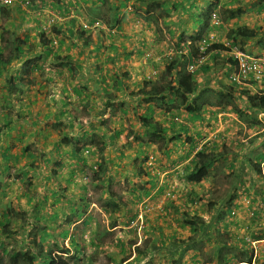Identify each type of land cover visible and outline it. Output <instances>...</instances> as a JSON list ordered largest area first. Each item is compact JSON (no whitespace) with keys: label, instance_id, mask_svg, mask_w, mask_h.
I'll return each mask as SVG.
<instances>
[{"label":"crops","instance_id":"1","mask_svg":"<svg viewBox=\"0 0 264 264\" xmlns=\"http://www.w3.org/2000/svg\"><path fill=\"white\" fill-rule=\"evenodd\" d=\"M41 1H48L53 8L58 7L62 11L59 15H66H63L64 21L57 23L58 26L55 28L59 40L61 37H69L75 43L77 38L84 36L85 42L94 46V51H99L105 42H109L112 52L111 56L105 58L98 53L94 54V60L91 59L88 63L89 71L80 73L84 74L85 80L91 81V85L84 87L80 81H76L77 71L72 69L69 63L64 62L66 57L61 56L60 53L62 47L60 45L52 47L45 39L49 42L46 44L49 46L45 49L41 42L43 39H40L39 50L44 54L53 53L54 59L58 60L57 69L53 72L59 74L63 70L62 74H64L66 65L69 72V75L60 78L46 75L43 83L30 82L28 71L25 73L26 76L25 74L16 76L18 81L19 77L24 76L26 80L23 81L24 84L20 82V90L13 92V96L19 98L15 110L23 106L20 113H43L41 137L44 139L55 137L59 140L64 135L70 137L72 143L62 145L70 147L68 157L71 159L77 154L75 153L77 146L87 143L94 135L100 137L101 141L105 142L104 145L113 146L127 141V145L133 148L136 144H145L143 141L148 140L150 135L146 132L139 116H152L166 128L164 138L157 140L162 145L161 156L154 153L162 180L159 182L155 176L149 177L144 165L140 167L143 175H147L149 181L153 183L150 188L156 183L161 189L158 191L159 189L155 187L150 194L145 190L143 192L146 196H141L154 203V210L147 218L146 234L144 233L140 238L136 236L137 241L131 240L128 245L127 223L113 220L110 226L107 224L108 233L123 229L126 224L125 230L122 231L123 239L117 235L116 244L106 246L108 252L114 255L112 264H143V260L147 258L146 238H149L148 242H150L149 251L158 249V257L162 258L154 260V264H264L263 254L251 258L250 247L244 239L246 237L257 239L259 248L264 249V108L252 106L247 96L248 94L254 99L258 97L264 101V81H249L244 85L231 82L230 74L235 66L232 58L224 49H207L203 64L193 72L195 91L185 107H179L177 110L169 109L170 112H165L163 107L157 108L154 99L148 100L153 97L150 95L153 92L150 87L154 83L178 81V73L183 68L181 63L171 66L160 58L161 53L172 45L190 41L197 46V40L193 41L195 37L212 35V33L216 36L214 33L224 30V38L218 39L219 35H217L218 38L212 41L221 45L229 30L251 29L256 36L248 39L238 38L236 42L244 45V48L252 53L264 54V6L262 7L264 0H39L37 2L41 3ZM127 4L132 6L131 10L126 8ZM14 6L15 4L4 6L3 10L10 13ZM214 8L225 11L226 14L237 10H240V13L224 21L219 18L220 24L212 28L215 24L212 23L209 12ZM95 13L102 14V17H105L103 22L108 25L117 24V27L125 29L124 36L109 38L107 41L106 37H103L102 30L88 31L81 27L82 20L96 19ZM111 15H113L112 20L116 19L114 23L109 20ZM7 26L8 22L4 27ZM91 38L92 41H89ZM17 44L21 48L16 42L13 51ZM47 50L49 52L45 53ZM15 52H12L13 57L18 54V51ZM147 52L150 56L146 64L140 63L139 56ZM121 54H123L122 58H120ZM2 62L1 65H4L7 59L3 58ZM151 67L157 71V76L151 79L154 82L152 84L144 78ZM53 83L55 86L58 85L55 95L51 96L48 95V88ZM68 84L71 86L70 91L67 88ZM131 92L133 95L130 94ZM23 97H27V103H24L25 99H21ZM166 100L172 99L167 97ZM36 103H39V106L34 111L32 107ZM108 103L111 105H107ZM175 117H178L177 121L173 120ZM75 120L80 122L76 127ZM58 125L62 128L63 134L55 133L52 136L50 130H54ZM152 143H150L151 147ZM228 146L232 148L227 149ZM147 152L140 151L138 154L144 157ZM198 153L204 155L203 164L211 160L210 166H205V176L201 181L194 182L188 178V167L196 160L195 155ZM221 162L224 165L219 167ZM236 162L239 164L233 176L231 172ZM246 169L248 171L245 176ZM74 172L76 176L78 170ZM122 172L123 176L127 175L125 170ZM72 175L73 171L66 179V185L60 187L61 191L48 187L52 194L59 192L67 198V201L62 202L55 198L50 202V206L43 204L36 212L38 217H43L44 220L38 218L30 222L31 226L40 221L53 223L55 231L59 230L58 234L64 237L63 242L66 241L67 244L69 236L76 233L75 228L85 224L90 229L79 228L80 237L76 238V241L87 243L88 248L92 243L98 242L95 240L99 234L95 231L97 214L84 202L83 195L70 194L68 184ZM182 175L183 177L180 178ZM232 176L234 181L227 180ZM46 177L47 180L51 179L50 176ZM177 180L179 186L176 188L179 196L159 203L169 183ZM210 180H215V183L210 184ZM127 183L130 184L128 179ZM33 187L42 191L43 184L31 188ZM31 188L30 193H36L31 191ZM216 193L230 194V196H223L222 199L217 200ZM39 194L43 195L42 199L45 198L44 192ZM30 198L31 196L26 200L27 218L31 211V207H28L31 203ZM256 198L261 200L263 208L258 207ZM132 200L134 199L131 198L130 203ZM128 208L132 215H126L125 221L134 216V201ZM2 209L4 208L1 206L0 212ZM232 209H236L235 217L231 216ZM101 210L108 215L110 213L102 206ZM252 212L256 213L255 216H252ZM184 215L198 219L199 224L194 228L196 230L190 226L180 227ZM164 221H168L169 227L161 233L159 228L164 225ZM196 232L197 235L193 237ZM192 242L199 244L195 246V243L192 246ZM141 243L144 244V250L134 249ZM64 246L62 250H65L66 253L63 255L66 256L71 250L69 246ZM80 247L79 244L78 248L74 246L72 255H69L74 256L75 253L73 261L76 263L95 264L97 259L102 258V254L97 251L89 252V257H84L83 255L88 251H83ZM129 247L132 252L129 251ZM148 255L151 256L150 253Z\"/></svg>","mask_w":264,"mask_h":264},{"label":"rangeland","instance_id":"2","mask_svg":"<svg viewBox=\"0 0 264 264\" xmlns=\"http://www.w3.org/2000/svg\"><path fill=\"white\" fill-rule=\"evenodd\" d=\"M24 1L25 0H11L7 6L15 4L14 7L17 8L15 9L12 7L10 13H6L4 10L0 11V47L3 49V58L7 59V62L1 67L2 74H0V207L2 206L4 209H8V212L10 211L8 214L10 217L12 216L11 222L6 228L8 234L0 235V264H29L30 257H34V264H48L49 259L43 258L44 255L49 254L50 252L52 254L57 251L59 254H63V251L65 250L62 249L65 245L64 247L69 246L71 250V253L66 254V256H69L70 254L72 255L74 246L78 248V244L81 246L80 249L88 251L83 255L84 257H89L90 254L88 253L92 251H97L102 254V258L97 259L95 264H112V258L114 255H111L112 252H108L106 246L116 244L117 235H119L120 239H123L122 231L125 230L124 226L126 224L123 226V229L116 230L112 233L107 232L106 225L109 224L110 226V223L113 220L124 221V223H127V231H129L127 233L128 245L131 240L134 242L137 241V239H135L136 236H142L144 233L146 234V227L141 231L137 225L131 222L133 217L128 221H125V219L126 215H132L129 212L128 206L132 205L134 201L136 207L137 201L145 198H141V196H146L143 191L146 190L150 194V192L155 190V187L157 190L159 189L158 191L161 190L157 187L156 183L153 188H150L153 183L149 181L150 179L147 175H143V170H141V168L144 164V157L138 153H140V151L147 152L148 150H151V152L156 153L160 157L162 145L160 141H153L149 136L148 140L143 141L145 144L139 143V145L136 144L133 148L130 145H127V141L111 146L108 144L104 145L96 138L99 142L98 146L102 149L100 152L99 150L94 149L90 144V139L87 143H82V145H88H86V147H81L79 152L76 151L75 153L77 154L74 158H71L74 160L72 161L68 157V155H70L69 146L65 147L60 143V140L55 139V137H49L47 139L41 137L43 113H20L23 106L15 110L19 98H12L8 94L10 91L3 83V78L6 75L15 73V75L20 74V76H22L28 71L30 82L34 81V83H43L46 75H54L58 78L69 75V72H67L68 65L64 67L66 70H64V74H62L63 70H61L62 73L59 74L53 72L54 69H57L56 66L58 65V60L54 59L53 53L44 54L39 50V47H41V44L39 43L41 36H44L47 39L50 38V45L52 47H57L59 45L62 47L60 53L61 56L64 55L66 57L64 62L69 63L71 65L69 66L77 71L75 76L76 81H80L81 85L84 87L91 85V81L85 80L84 74L80 73L89 71L90 68L88 63L91 59L94 60V54L98 53L102 58L112 55L109 42H105L99 51H94V46L89 42H85L86 38L84 36L77 38L74 41L75 43H73L69 37H61L59 40L54 27L57 23L64 21L65 17H63V15L53 17L50 14L52 11L50 6L52 5L51 3H48V1L43 2L44 5H40L38 3L39 0H28L29 4H35L36 6H39L37 7L39 9L42 7L44 8L40 13H35V11H32L29 7H24ZM126 8L131 10L132 6L127 4ZM216 10L217 9L214 8L213 11ZM72 11L74 10L72 9ZM211 12L209 13L211 14ZM22 14L24 16H22ZM94 15L96 19L87 21L82 20L81 27L88 31H90V29L102 30L104 32L103 37L105 36L107 41H109V38H121V35L124 34L125 29H121L120 33H112L111 31L113 29L111 27L115 28L117 24L108 25L103 22L105 17H102V14L95 13ZM112 16L113 15L109 16V20L114 23L116 19L112 20ZM6 22H8V26L4 27ZM217 26L218 24H215L212 28ZM214 34L216 36L212 33L211 40L213 38L217 39V35H219L218 39L224 38L225 36L224 30H218V32ZM89 41H92V38ZM131 41H133V39ZM16 42L21 45V48L18 50L17 57H13L12 52L15 51L12 49ZM57 49L58 48H56L55 51H57ZM122 56L123 54L120 55V58H122ZM149 56V52L144 53V55L142 54L139 56L138 60L143 64L145 63L144 59L147 58L148 60ZM57 85L55 86L53 83V85L48 88V95H55ZM18 88H21V85H19ZM67 88L70 91L71 86L68 84ZM21 99H25L24 103H27V97ZM12 103L14 104L13 106ZM38 106L39 103H36V105L32 107L33 110L36 111ZM130 116H132V113H130ZM79 123L80 122L75 120V127ZM54 130H50L52 136L55 133L57 135L63 134L62 128L59 125L56 126ZM151 142H153L152 147L150 144ZM87 146H90V148ZM228 147L229 148L227 149L232 148V146ZM85 148L90 149L89 154L84 152ZM2 154H6L7 158H3ZM156 164L159 167L157 160ZM238 164L239 162L235 163L233 171L231 172L233 176L237 171L236 167ZM221 165H224V163H219V167H221ZM126 166H128V168H125ZM74 170H78L76 176ZM122 170L127 172L126 176H123ZM72 171L73 175L70 177V182L68 184L70 194L83 195L84 202L89 204L91 210L97 214L95 231H98L99 234L95 240L98 242L96 244L92 243V246H89L88 248L87 243L76 241V238L80 237L81 231L79 228L90 229L89 227H86L85 224L75 228L76 233L69 236L67 244L66 241L63 242L64 237H61L60 234H58L59 230L55 231V225L53 223L40 221L36 225L33 224V226H31L32 223L30 222H34L38 218L44 220L43 217H38V212H36L38 208L41 209L40 206L43 204L50 206V202H53L55 198L62 202L67 201V198H64L59 192L52 194L48 187L52 190L59 189L61 191L60 187L63 184L66 185V179H68ZM247 171L248 169L245 171V176L247 175ZM94 174H96V178H93ZM46 176H50L51 179L47 180ZM233 176L228 177L227 180L234 181L235 179ZM182 177L183 175L180 176V178ZM127 179L130 181V184L127 183ZM207 182L209 181L207 180ZM213 183H215V180H210V184ZM42 184V191L38 190L36 187L31 188L32 186ZM172 184L175 185L174 188L177 192L176 187L179 186L178 180L170 182L169 186ZM30 188L31 191L36 193L31 194ZM43 192L45 194L44 199H42L43 195L39 194ZM137 192L139 194H137ZM29 196H31V203L28 207H31V211L27 218L26 200ZM216 196H218L217 200H220L223 196H230V194L216 193ZM231 196L233 195L231 194ZM131 198L134 199L132 200V203H130ZM260 201V199L256 198V202ZM92 202L95 205L91 204ZM34 203L35 206H33ZM156 205L157 203L155 202V206ZM101 206L110 212L109 215L101 210ZM230 213L231 215L234 213L233 216H235L236 209H232ZM146 223H148V221H146ZM168 227V221H164V225L159 229H161V233H163ZM17 230L19 231V234L16 232ZM201 233L203 232L201 231ZM67 234L69 235V233ZM196 235L197 232L193 237ZM146 239L145 247L147 250V258L143 260V264H154V260H161L162 258L158 257V249H151L152 251H149V238ZM195 243V246L199 244L198 242H192L191 245L193 246ZM143 247L144 244L141 243L134 249L137 248L138 250H144ZM129 251L132 252L130 247ZM148 253L151 254L150 257ZM13 255H17V258H14ZM109 255L111 256L108 258ZM106 256L108 259H105ZM71 257L74 258L75 253L74 256ZM72 259L70 262H72Z\"/></svg>","mask_w":264,"mask_h":264},{"label":"trees","instance_id":"3","mask_svg":"<svg viewBox=\"0 0 264 264\" xmlns=\"http://www.w3.org/2000/svg\"><path fill=\"white\" fill-rule=\"evenodd\" d=\"M42 2L43 1H41L40 5L43 4ZM35 6H36L35 4L34 5L32 3L29 4L30 9H34ZM263 6H264V4L262 5V7ZM3 7L4 6L0 5V11L3 10ZM50 7L52 8V11L57 13V15L61 14L62 11L60 9H58V7L53 8V5ZM215 12L219 16L218 19L220 18L222 21H224L228 18H231V17L238 15L240 13V10H237V12L231 11V12H228L227 14L225 13V11H218V9ZM1 13H3V12H1ZM64 16H66V15H64ZM219 22H220V20H219ZM57 26L58 25H56L54 27V30ZM111 28H113V27H111ZM82 30L84 31V29H82ZM55 33H57V30H55ZM123 36H124V34L121 35V38ZM254 36H256V33L254 31H252L251 29H231L227 33V39L230 42H232V44H237L240 49H245V48H244V45L238 44L236 42L238 38L248 39V38H252ZM41 39H43L42 40L43 44L45 46V49H47L49 44L48 45H46V44L50 42V38L47 39L44 36H41ZM45 39H47L49 42ZM195 39L197 40V46L194 45L193 43L190 44L191 55H198L199 54V45H198L199 43L198 42L204 38H203V36L199 35L198 37H195L193 41H196ZM206 43L208 46L206 49H215L216 50V49L224 48L222 45L210 43L209 41ZM176 46H179V44H176ZM18 48H19L18 45H16L14 50L18 51ZM112 48H114V46H112ZM48 50H49V48H48ZM48 50L45 53H48L49 52ZM16 55H18V54H16ZM2 59H3V49H2V47H0V74H2L1 73V67L4 66V65H1L3 63ZM182 61H183V63H182ZM187 61H188V57H186L184 55H181L180 58H177V59L172 58V59H170V62H169V60H167V63L170 64L171 66H175L176 63H181L180 65L183 67L182 70L179 71V73H178L179 78H178V81H176L175 83H173L172 80L167 81V82L162 81V82H159L158 84L154 83L153 80H151V79H153V76H155V77L157 76L156 70H155V75H153L152 77L148 78L147 76H144L146 81L150 82V84L154 83L150 87V89L153 91L150 95H152L153 97L149 98L148 100L151 101L152 99H154L157 108L163 107L165 112H170L169 109L177 110V108L185 107L187 105L188 99L190 98V96L195 91V85H194V79H193L194 75H193V73L187 72L186 69L184 68V66L186 67ZM150 62H152V61H150ZM117 74H118V72H117ZM16 76L17 75H15V73H13V74L6 75L3 78V83L6 84L8 90L10 91V92H8V94L11 97L13 96V92H17V90H20V88H18V86L21 84L20 82H22L24 84L23 81L26 80L25 76H24V77H19V81H18ZM130 94L133 95V92H131ZM247 96H248L250 102L253 104L252 106L257 105V107H260L262 109L264 108L263 99L258 98L257 96H255V97H257L258 99L257 98L254 99V97H252L251 95H248V94H247ZM167 97H169V99H172V100H166ZM121 104H123V103L121 102ZM107 105H111V103H108ZM187 110H189L188 106H187ZM139 119L141 120V123L143 124L144 128H146V132L148 133V135H150L149 136L150 139L157 141L159 138H162V139L164 138L163 134H164V131L166 128L164 127V125L160 121L155 120L152 116H150V117L149 116H146V117H140L139 116ZM96 138L99 140V142H102L100 137L94 135L92 138H89V139H91L90 144L94 147V149H97L101 152L102 149L98 146L99 142ZM70 142L72 143L71 138L67 137V135H64L62 138H60L61 144L66 145ZM102 143L105 144V142H102ZM77 147H79V146H77ZM78 150H79V148L75 149V151H78ZM2 155H3L2 156L3 158H7L6 154H2ZM148 155L149 154L144 155V164H147ZM203 156L204 155H202V153L196 154L195 155L196 160H194L192 162V164L189 165V167H188V172H189L188 178H189V180L194 181V182H199V181H201V178H203L205 176V174H206L205 173L206 172L205 166L206 165L210 166L209 162L211 159H209L208 161H206L203 164L202 163ZM197 161H198V163H197ZM147 168L148 167H146L145 170L148 173V176L151 177L152 175ZM95 175L96 174H94L93 178L97 177V176L95 177ZM152 178H154V177H152ZM98 180H99V178H98ZM24 196H25V194H24ZM105 211H107V209H105ZM9 212H8V209H2L0 212V235H7L8 234L6 232V228H7V224L10 222V218H12V216L10 217V215L8 214ZM134 217L135 216H133V219H134ZM198 222H199L198 219H196L195 217L193 218V217H190L188 215H184V221L183 220L181 221L180 227L182 228L184 226H188V227L190 226L192 229H194L198 226V224H199ZM194 230H196V229H194ZM16 232H19V231L17 230ZM230 233H232V232H230ZM236 237H237V235H236ZM244 239L248 243L247 238H244ZM259 250H260V248L257 250L256 253H254V255H252V250L250 249L251 258L252 257L257 258ZM261 254L264 255V249H261V251L259 252V256ZM13 257L17 258V255H13ZM46 258L49 259L48 264H77L75 261L70 262V258H65V257H62L60 255H54V256H50L49 258L48 257H46ZM34 260H35L34 257H30L29 264H34Z\"/></svg>","mask_w":264,"mask_h":264},{"label":"built area","instance_id":"4","mask_svg":"<svg viewBox=\"0 0 264 264\" xmlns=\"http://www.w3.org/2000/svg\"><path fill=\"white\" fill-rule=\"evenodd\" d=\"M10 2L11 0H0V5L6 6ZM23 6L29 7V1L25 0ZM37 7L39 6H36V8L34 7L32 11H35V13H40L44 9L43 7L40 9ZM50 14L53 17H57V13H55L54 11H51ZM212 16L215 17L214 14ZM213 19H214V22L217 23L216 18H213ZM112 29H113L111 31L112 33H120V30H121V29H118L117 27L112 28ZM208 41H209V37L201 40L200 42V53L201 54L203 53V50L207 46L206 42ZM224 46L227 48L228 54L231 56V58L236 63V71L231 75V80L234 83L239 84V85H244L245 83H247L248 80H253L257 82L264 81V55L252 54L228 42L224 43ZM176 55H188L189 56V62L187 65V70L189 72H192L197 67H199L204 59V57L201 55L197 57H191L188 43H184L178 47H171L165 53H163L162 56L170 60ZM144 61L146 63L147 58H145ZM153 75H155V71L152 69V71L148 73L147 77L150 78ZM147 167L152 174H155V173L159 174V172L155 168L154 157L152 154L148 155ZM159 177L161 178V174ZM161 180L162 179H159V182ZM174 186L175 185L172 184L165 190L163 194L164 199H172L176 197ZM152 210H153V206L151 202L147 200H143L139 203L136 220L133 223L139 227V230H142L144 228V218L146 214L150 213ZM249 243L251 247L254 249V251H257V245H256L257 241L249 240Z\"/></svg>","mask_w":264,"mask_h":264},{"label":"clouds","instance_id":"5","mask_svg":"<svg viewBox=\"0 0 264 264\" xmlns=\"http://www.w3.org/2000/svg\"><path fill=\"white\" fill-rule=\"evenodd\" d=\"M40 4V3H39ZM5 6V5H4ZM7 6V5H6ZM215 15V17L214 16H212V15ZM210 17H211V21H212V23L213 24H220V22H219V19H218V15L216 14V12L215 11H212L211 12V15H210ZM213 18H216V20H217V23H215L214 22V19ZM118 29H121V28H119V27H117ZM207 37H209V42L210 43H213L212 41H213V39L211 40V35L209 34L208 36H203V38H207ZM202 40V39H201ZM201 40L198 42L199 44V54L198 55H191V52H190V56L191 57H197V56H205V53L207 52V47L208 46H206L205 47V49L203 50V53L201 54L200 53V42H201ZM226 42H228V43H230V44H232V42H230L228 39H227V34H226V39L225 40H223V42H221V45L224 47V48H221V49H224V50H226V52L228 53V50H227V48L224 46V43H226ZM184 43H188L189 44V50H190V41H185V42H182V43H179V46H181L182 44H184ZM232 45H236V46H238L237 44H232ZM171 47H178V46H176V44L175 45H172V46H170L168 49H170ZM239 47V46H238ZM167 49V50H168ZM166 50V51H167ZM242 50H246V49H242ZM166 51H164L163 53H165ZM246 51H248V50H246ZM248 52H250V51H248ZM163 53H161V55H160V58L161 59H163L164 61H166L167 62V60H169V59H166L165 57H163L162 55H163ZM250 53H252V52H250ZM252 54H257V53H252ZM229 55V54H228ZM260 55H264V54H260ZM180 56L181 55H176V56H174L173 58H175V59H177V58H180ZM184 56H186V57H188V61H187V63H186V67H185V69H186V71L187 72H189L188 70H187V65H188V62H189V56L188 55H184ZM230 56V55H229ZM231 57V56H230ZM233 60V59H232ZM234 61V60H233ZM147 62V61H146ZM169 62H170V60H169ZM203 62H204V59H203ZM203 62L200 64V66L203 64ZM146 64V63H145ZM234 64H235V66H234V70H233V72L230 74V80H231V75L236 71V63H235V61H234ZM199 66V67H200ZM199 67H197L194 71H196ZM152 69L155 71L156 69H154L153 67H151L150 68V70L145 74V76H147L148 75V73L149 72H151L152 71ZM194 71H192V72H189V73H193ZM155 76H153V78H154ZM249 81H253V80H248L247 81V83L249 82ZM231 82H233L232 80H231ZM254 82H257V81H254ZM234 83V82H233ZM236 84V83H235ZM246 84V83H245ZM237 85H239V84H237ZM177 119H178V117H175L173 120L174 121H177ZM86 145H88V144H86ZM86 145H82V146H80V147H77V148H79V150H78V152L80 151V149H81V147H86ZM87 147H89L90 148V146H87ZM89 148H85V150H84V152L86 153V154H89L90 152H89ZM147 154H152L153 155V157H154V165H155V168L157 169V164H156V158H155V154H154V152H148ZM144 166H145V168L147 167V164H144ZM148 169V168H147ZM149 170V169H148ZM150 171V170H149ZM157 171H158V169H157ZM159 172V171H158ZM151 173V172H150ZM151 175L152 176H155L157 179H158V181H159V179H162V178H160L159 176H160V172H159V174H152L151 173ZM172 182V181H171ZM175 189V188H174ZM165 192V191H164ZM175 193H176V197H178L179 196V193L178 192H176V189H175ZM164 194V193H163ZM172 199H174V198H172ZM143 200H147V201H149V202H151V204H152V206H153V210H154V203H153V201L152 200H150V199H142V200H138L137 201V203H136V207H135V213H134V219L131 221V222H135V220H136V216H137V211H138V206H139V203L141 202V201H143ZM168 200H171V199H164L163 198V195H162V198L160 199V201H159V203H163V202H165V201H168ZM257 204H258V207H261V208H263V204L261 203V202H256ZM153 210L150 212V213H148V214H146V216H145V218H144V228L143 229H145V227H146V221H147V217L153 212ZM252 214V216H255V214L256 213H254V212H252L251 213ZM234 215V213L231 215L232 217H235V216H233ZM142 229V230H143ZM141 230V231H142ZM138 238H140L141 237V235H138L137 236ZM247 238V241H248V245H249V247H250V249L252 250V255H254V253H256L257 251H254V249L251 247V245H250V243H249V240H254V241H257V243H256V245H257V250L259 249V246H258V240L257 239H254V238H252V237H246ZM261 251V249L259 250V252ZM64 253H66L65 251H63ZM259 252H258V255H257V257L259 256ZM54 255H60V256H62V257H65V258H70V260L73 258V257H71V256H65V255H63V254H59L58 252H55V253H52L51 254V252L49 253V254H46V255H44V257L43 258H46V257H50V256H54ZM73 260H74V258L72 259V262H73ZM35 263V262H34Z\"/></svg>","mask_w":264,"mask_h":264}]
</instances>
